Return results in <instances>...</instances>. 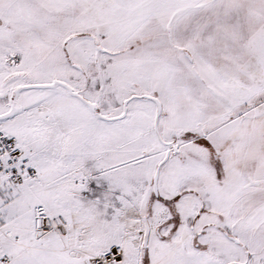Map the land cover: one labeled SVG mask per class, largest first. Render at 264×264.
Segmentation results:
<instances>
[{
	"label": "snow or ice",
	"instance_id": "obj_1",
	"mask_svg": "<svg viewBox=\"0 0 264 264\" xmlns=\"http://www.w3.org/2000/svg\"><path fill=\"white\" fill-rule=\"evenodd\" d=\"M0 264H264V0H0Z\"/></svg>",
	"mask_w": 264,
	"mask_h": 264
}]
</instances>
